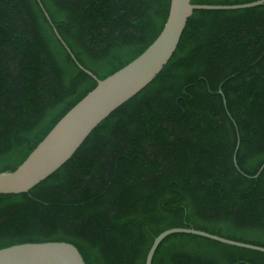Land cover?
Returning <instances> with one entry per match:
<instances>
[{
  "label": "trees",
  "instance_id": "trees-1",
  "mask_svg": "<svg viewBox=\"0 0 264 264\" xmlns=\"http://www.w3.org/2000/svg\"><path fill=\"white\" fill-rule=\"evenodd\" d=\"M170 4L0 0V173L17 170L98 84L55 29L104 80L157 39ZM263 164L264 5L195 10L152 83L45 181L0 195V249L67 242L86 264H146L172 228L264 247V169L254 178ZM152 264H264V253L179 233Z\"/></svg>",
  "mask_w": 264,
  "mask_h": 264
},
{
  "label": "water",
  "instance_id": "water-1",
  "mask_svg": "<svg viewBox=\"0 0 264 264\" xmlns=\"http://www.w3.org/2000/svg\"><path fill=\"white\" fill-rule=\"evenodd\" d=\"M262 5L264 0L238 5H199L193 4L192 0H171L168 19L157 39L137 59L104 80H99L77 61L55 29L56 35L77 65L95 78L98 84L55 125L17 170L0 173V195L28 193L45 181L76 154L105 119L152 83L175 54L188 20L195 10H240ZM46 15L48 16L47 13ZM234 162L237 166L236 156ZM263 169L264 164L254 178ZM179 233L197 235L222 244L264 253V247L261 246L226 239L193 228H172L155 238L146 264H152L155 252L168 236ZM0 264L86 263L73 244L42 242L23 243L0 249Z\"/></svg>",
  "mask_w": 264,
  "mask_h": 264
}]
</instances>
